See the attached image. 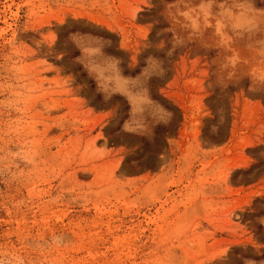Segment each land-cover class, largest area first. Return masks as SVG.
I'll use <instances>...</instances> for the list:
<instances>
[{"label": "rangeland", "instance_id": "1", "mask_svg": "<svg viewBox=\"0 0 264 264\" xmlns=\"http://www.w3.org/2000/svg\"><path fill=\"white\" fill-rule=\"evenodd\" d=\"M0 264H264V0H0Z\"/></svg>", "mask_w": 264, "mask_h": 264}, {"label": "trees", "instance_id": "2", "mask_svg": "<svg viewBox=\"0 0 264 264\" xmlns=\"http://www.w3.org/2000/svg\"><path fill=\"white\" fill-rule=\"evenodd\" d=\"M80 75H83V74H82V73H80ZM87 82H89V83H90L91 81H90V80H87Z\"/></svg>", "mask_w": 264, "mask_h": 264}]
</instances>
